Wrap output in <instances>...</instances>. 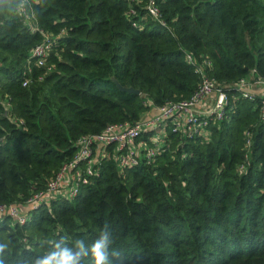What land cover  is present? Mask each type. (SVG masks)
<instances>
[{
	"label": "trees",
	"instance_id": "obj_1",
	"mask_svg": "<svg viewBox=\"0 0 264 264\" xmlns=\"http://www.w3.org/2000/svg\"><path fill=\"white\" fill-rule=\"evenodd\" d=\"M156 4L167 27H134L131 7L146 11L129 0H0V205L44 191L80 137L191 98L200 77L186 53L212 63L230 99L207 139L169 130L154 161L122 171L103 159L76 198L27 211L23 225L0 218L2 264H37L61 240L90 245L105 225L110 264H264V120L233 89L264 78V0ZM41 31L55 39L46 67L30 55Z\"/></svg>",
	"mask_w": 264,
	"mask_h": 264
},
{
	"label": "built area",
	"instance_id": "obj_2",
	"mask_svg": "<svg viewBox=\"0 0 264 264\" xmlns=\"http://www.w3.org/2000/svg\"><path fill=\"white\" fill-rule=\"evenodd\" d=\"M142 6L146 12L137 19V11L131 7L129 14L134 18L133 26L143 29L149 18L167 27L156 0H129ZM25 12V10H24ZM137 19V20H135ZM38 28L34 27L33 31ZM44 41L31 52V58L38 67H46L55 39L41 31ZM187 63L200 77L195 93L189 99L168 102L160 107L152 106L155 114L150 119H141L133 125L116 124L107 127L102 133L84 135L77 141L74 158L66 163L61 171L48 183L46 189L33 194L28 200L18 205H0V218L11 217L23 225L29 219L27 211L38 208L57 198H76L82 187L99 176V166L103 159H113L119 170L137 167L144 162L154 161L169 148L166 142L168 131L181 134L188 139H207L209 125L227 119L229 94L227 87H221L210 77L208 69L212 63L208 59L198 61L192 54L186 53ZM31 78L26 76L23 86H28ZM264 87V78L250 74L234 87L240 98L260 104V113L264 120V94L259 95L252 89ZM148 135L147 139L144 137ZM248 146L251 145L248 133Z\"/></svg>",
	"mask_w": 264,
	"mask_h": 264
},
{
	"label": "clouds",
	"instance_id": "obj_3",
	"mask_svg": "<svg viewBox=\"0 0 264 264\" xmlns=\"http://www.w3.org/2000/svg\"><path fill=\"white\" fill-rule=\"evenodd\" d=\"M112 244L111 233L105 225L97 239L90 245L86 246L84 239L78 238L75 240L74 247H68L67 242L61 240L55 244L52 251L39 259L37 264H84L88 257L91 258L92 264H110V255H117L115 251L110 252ZM5 247L0 245V252H3Z\"/></svg>",
	"mask_w": 264,
	"mask_h": 264
},
{
	"label": "water",
	"instance_id": "obj_4",
	"mask_svg": "<svg viewBox=\"0 0 264 264\" xmlns=\"http://www.w3.org/2000/svg\"><path fill=\"white\" fill-rule=\"evenodd\" d=\"M118 88L122 91H125V92H129V93H136V94H140V91H137V90H134L132 88L130 89H126V88H123L122 86H120L119 84H117Z\"/></svg>",
	"mask_w": 264,
	"mask_h": 264
},
{
	"label": "crops",
	"instance_id": "obj_5",
	"mask_svg": "<svg viewBox=\"0 0 264 264\" xmlns=\"http://www.w3.org/2000/svg\"><path fill=\"white\" fill-rule=\"evenodd\" d=\"M252 91L258 93L259 95H263L264 94V87L258 86L256 88H253Z\"/></svg>",
	"mask_w": 264,
	"mask_h": 264
},
{
	"label": "rangeland",
	"instance_id": "obj_6",
	"mask_svg": "<svg viewBox=\"0 0 264 264\" xmlns=\"http://www.w3.org/2000/svg\"><path fill=\"white\" fill-rule=\"evenodd\" d=\"M151 110H152V108H151ZM148 112V111H147ZM146 112V113H147ZM153 114H155V110L153 111V112H151V113H149V115L147 116V118H145V119H150V118H152L153 117ZM146 116V114L143 116V119H144V117Z\"/></svg>",
	"mask_w": 264,
	"mask_h": 264
}]
</instances>
